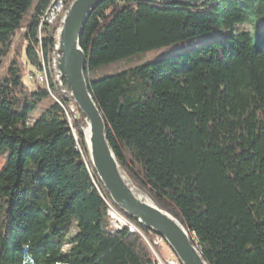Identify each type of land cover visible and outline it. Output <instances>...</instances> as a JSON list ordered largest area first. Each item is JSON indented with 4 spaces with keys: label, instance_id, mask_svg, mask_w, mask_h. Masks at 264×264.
Wrapping results in <instances>:
<instances>
[{
    "label": "trees",
    "instance_id": "16d2710c",
    "mask_svg": "<svg viewBox=\"0 0 264 264\" xmlns=\"http://www.w3.org/2000/svg\"><path fill=\"white\" fill-rule=\"evenodd\" d=\"M52 2L0 0V68L11 54L0 76V264H157L140 235L111 227L83 116L77 138L54 100L30 123L49 96L25 78L39 67ZM59 25L42 27L48 52ZM31 28L35 43L26 40ZM200 37L189 51L90 78ZM80 45L108 142L132 183L189 231L208 264H264V1L107 0Z\"/></svg>",
    "mask_w": 264,
    "mask_h": 264
},
{
    "label": "water",
    "instance_id": "95a60500",
    "mask_svg": "<svg viewBox=\"0 0 264 264\" xmlns=\"http://www.w3.org/2000/svg\"><path fill=\"white\" fill-rule=\"evenodd\" d=\"M105 1L73 0L62 16L53 38L52 67L57 83L62 95L76 105L85 120L83 132L87 154L112 204L129 219L161 237L180 264H208L189 231L132 183L108 142L107 125L92 96L86 73L88 56L80 45L86 23L93 11ZM130 1L199 7L208 0Z\"/></svg>",
    "mask_w": 264,
    "mask_h": 264
},
{
    "label": "rangeland",
    "instance_id": "374dc122",
    "mask_svg": "<svg viewBox=\"0 0 264 264\" xmlns=\"http://www.w3.org/2000/svg\"><path fill=\"white\" fill-rule=\"evenodd\" d=\"M70 5V4H69ZM68 5V6H69ZM68 8V7H67ZM66 8V10H67ZM66 12V11H65ZM64 12V13H65ZM64 15V14H63ZM35 29V28H34ZM247 29H251L250 27H247ZM40 30V28H39ZM33 31V28L29 29L27 31V42L29 43H35V40H36V37H37V34L35 36V39L32 40V33ZM206 40V38H203V37H200V38H197L195 40H189V41H185V42H181V43H177V44H174V45H171L169 47H165V48H161L159 50H155V51H151V52H148V53H145V54H139V55H136L132 58H129V59H126V60H123V61H120V62H117L115 64H112L106 68H104L103 70L101 71H98L96 73H93L91 74L90 78L93 79V80H98V79H101V78H104V77H109V76H113V75H116L120 72H123L125 70H128V69H131V68H134V67H137V66H140V65H145V64H148V63H153V62H157V61H160V60H163L165 58H168V57H171V56H175L177 54H180V53H183V52H186V51H189L191 50L192 48L194 47H198V46H201L204 41ZM11 56V54H10ZM10 56L7 57L4 61H3V64L0 68V76H2L3 72H4V69L8 66V63H9V60H10ZM50 61H52V56H51V59ZM56 78V77H55ZM56 80V79H55ZM25 82L26 84L28 85V87L30 89H33L35 90V85L29 80V76H27L25 78ZM57 82V80H56ZM58 85V83H57ZM59 86V85H58ZM42 87V86H41ZM44 88V87H43ZM56 94V93H55ZM61 98L65 101H69V102H65L64 101V112L66 114H71V106L73 104V102L71 100L68 99L67 96L65 95H60ZM54 101H53V98L51 96V94H49V96L47 97V99H45L43 101L42 104H40L37 109L35 110V112L30 116V123H34L42 114L43 112L47 109V107H49L51 104H53ZM70 103V104H69ZM79 112V110H78ZM79 114L81 115V113L79 112L78 113V116ZM79 118V117H78ZM74 131L76 132L75 128H73ZM5 157L4 156H0V171L1 169L3 168L4 164H5ZM122 214V213H121ZM124 215V214H123ZM125 216V215H124ZM110 221V220H109ZM131 225H134L135 227L137 225L134 224L133 221H129ZM111 223V222H110ZM112 227V226H111ZM129 227V226H128ZM127 228V227H126ZM141 234H145L140 228L139 226L136 227ZM125 229V228H124ZM128 229V228H127ZM142 231V232H141ZM74 234V233H73ZM73 234H71L70 236H72ZM134 234V233H133ZM139 235V234H138ZM157 238V237H156ZM147 244V243H146ZM147 246L149 247V249L151 250L152 252V246L151 244H147ZM151 247V248H150ZM167 245L166 243L163 241V245H161V251H165V255L166 256H170V255H174L173 252L170 250L167 249ZM174 258L176 259V256L174 255ZM178 260V259H177Z\"/></svg>",
    "mask_w": 264,
    "mask_h": 264
},
{
    "label": "bare ground",
    "instance_id": "6f19581e",
    "mask_svg": "<svg viewBox=\"0 0 264 264\" xmlns=\"http://www.w3.org/2000/svg\"><path fill=\"white\" fill-rule=\"evenodd\" d=\"M62 1L63 0H53L52 4L50 5V7L48 8V10L46 12L45 19L43 20V23H42V25L40 27V30H39L40 31V33H39V45H38L37 50H36L37 56L39 58V62H42V59H43V49L41 48V43H40L43 40L42 27L45 26V25H51L52 24V20L54 19V16H55V13H56V9L58 8L59 5L62 4ZM72 1L73 0L64 1L63 5H62V8H61V15L64 14V12L66 11V8L68 7V5ZM45 22L47 24H45ZM54 26L55 25L52 26V29L54 28ZM51 56H52V53L51 52H48L45 49L46 81H47L48 86L50 87V88H45V89L48 91L49 94H51L53 100L56 102V99H57L58 102H59V104L60 105H63V108H64V105H65L64 104V101L65 100H63L61 98V96H60L62 94V92H61V89L57 85V82L55 80L56 78H55V74H54L53 67H52V61H50ZM51 88L53 89V93L51 91ZM74 133H75V136L77 138V135H76V132L75 131H74ZM107 204H108V207H109L108 217H109V220L111 222L110 224H111L112 228H114L116 230H122L123 228H126L127 227L132 233L139 234V231H137L138 229L136 228L137 226L136 227L135 226L133 227V226H131L129 224H120V225H118L117 228H115V225L117 223L116 213H117L118 216H121L123 219H126L127 221H130V219L127 216H124L123 213L121 214V212L112 204V202H107ZM157 238H158V240H163L159 236H157ZM191 238H192V236H191ZM147 244H149V243H147ZM175 260L178 262V264H180V262L177 260V258ZM157 264H160V263H157Z\"/></svg>",
    "mask_w": 264,
    "mask_h": 264
},
{
    "label": "built area",
    "instance_id": "2783aa9c",
    "mask_svg": "<svg viewBox=\"0 0 264 264\" xmlns=\"http://www.w3.org/2000/svg\"><path fill=\"white\" fill-rule=\"evenodd\" d=\"M64 1L67 0H63L62 4L58 6V8L56 9V13L54 16V19L52 20V24L51 25H47L46 27H48L50 30H52V26L53 25H57L58 21L62 19L61 15V8L62 5L64 3ZM41 43V48L43 49V59L42 62H40L39 67L38 68H34L33 73L30 75L29 80L36 84V85H40L44 88H50L47 84L46 81V68H45V46H44V39L42 40ZM51 91L53 93V89L51 88ZM56 104H58L62 109H63V105H60L58 100L56 99ZM78 108L76 107V105L73 103L71 106V114H65L67 117V120L70 124L71 128H74V124L76 122V120L78 119ZM116 213V212H115ZM117 216V223L115 225V228L118 227V225L120 224H130L129 221H127L126 219H123L121 216ZM134 227V225H131ZM137 230V229H136ZM139 231V230H137ZM139 235L143 238V240L145 241V243H150L152 246V254L153 257L156 261V263H160V264H178V262L175 260L173 255L170 256H166L165 255V251L161 253V245H163V240H158V238H155L153 241H150L149 238L146 236V234H141L139 231Z\"/></svg>",
    "mask_w": 264,
    "mask_h": 264
}]
</instances>
